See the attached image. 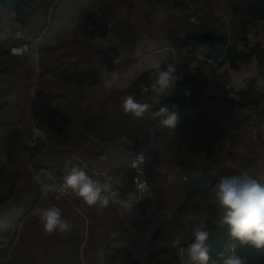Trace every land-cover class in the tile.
Here are the masks:
<instances>
[{"label": "rangeland", "instance_id": "rangeland-1", "mask_svg": "<svg viewBox=\"0 0 264 264\" xmlns=\"http://www.w3.org/2000/svg\"><path fill=\"white\" fill-rule=\"evenodd\" d=\"M155 1L152 0L150 3L148 0H55L52 6L47 9L43 28L36 26V31L40 28L39 37L34 40L28 31L23 32L27 38L32 40L29 54L19 56L21 60L25 61L31 74L30 92L23 95L21 91L15 90L9 96L10 100L19 99L21 104L19 106L13 104L10 107L9 122L0 132V170L6 176L17 173L19 185L23 181L30 182V193H27V196L32 194L34 198L29 203L24 202L23 206H27L26 209L20 210V216H25L18 224L9 225L0 221V241L2 243L0 245V264H133V260L137 261L134 264H148L152 255L161 246L179 247L187 242V233L193 236L195 228L205 225L203 216H192L182 220L187 228L186 231L178 229L177 225L164 230L161 228V224L171 217V213L169 210L156 212L148 208L146 199L141 203L142 213L138 215L135 212L136 204L133 205L132 211L125 210L121 206L120 201L124 199L120 196L110 200L109 205L112 207L100 208L97 205L88 206L72 192L67 196L57 198L55 192L49 190V188L54 190L55 185L63 184L64 176L73 166L85 168L87 174L93 179H95L96 173H108L114 177L117 186L121 187L125 176L131 169L130 164L133 159L125 146H120L111 156L100 158L95 156L89 158L88 147L80 151L60 148L55 153L52 151L55 142L48 134L49 126L60 117L74 115L77 108L89 110L92 114L103 117L111 127L119 126L115 121H112L114 118L112 114L116 112L122 118L124 116L123 119L126 120L122 100L132 81L138 75L151 69L154 59L163 63L172 57L177 58L167 42L168 34L171 31L183 35L188 29L197 28L206 21L215 27H226L227 33L237 32L239 35L242 21H245L246 27L243 26V28L246 29L251 46L261 45L264 53V21L258 20L256 14L245 13L252 5H262V0H209L208 5L211 10L202 13L193 8L194 15L189 20L184 19L172 4L163 7L161 3L157 4ZM167 1L171 3V0ZM180 1L189 5L194 3L200 9L207 2V0ZM94 3L96 5L92 6L91 10L104 3L114 6L117 13L107 27L108 38L98 37L94 41L98 48L87 44L83 46L81 42L78 45L75 33H73L83 12ZM7 20L5 21L8 23ZM5 23L4 26L7 25ZM38 24L42 25V21ZM9 25V29L5 27L4 30H7L8 37L14 36L17 29L18 31L20 29L13 20H10ZM233 36L237 38L236 34ZM241 51L248 52L243 47ZM116 52L119 55L116 61L117 68L114 72H109L104 69L102 59L105 54L112 56ZM67 53L75 54L74 57L68 56L69 58H75L78 54L82 55L79 58L81 60L79 66H81L80 63H83L87 68L92 64L90 67L94 66L100 69L97 82L94 83L92 80L85 81L83 84L75 81L68 82L62 73L71 72L76 64L74 60L67 62L62 57V55H68ZM203 62L204 59L199 57L196 64ZM212 74L220 76L221 78L216 77L217 80L226 84L227 87H231L229 86L231 81H228L227 78L241 84L245 80L243 78L256 77L260 90H263L264 54L259 57L254 56L251 62L242 65L239 71L229 70V64L218 70L215 65L205 67V72L200 79L205 84L208 81L209 92L214 90L216 85L221 84L215 82L216 78L212 81ZM176 87L177 82L172 92L169 90L166 95L174 94ZM114 89L117 91L120 89L124 95L121 93L110 94ZM142 98L143 103L152 106L149 111L157 106V98ZM108 99H110L109 102ZM203 101L206 107L211 105L208 96H205ZM201 104L200 100H190L186 104L185 114L195 117V114L200 113ZM256 112L260 114L264 112V105ZM216 114L215 111L207 113L209 122L206 125V131L215 136L224 135V139L227 136L224 150H221L219 144H214L220 153L222 159L220 162L229 166L231 170L247 172L253 178L256 175V177H261L264 166V149H260L259 146L255 156L249 151H237L230 154L227 146L230 135L225 133L227 131L225 126L228 125V128L232 126L231 128H236L239 132L233 141L235 146L232 151H235L244 145L245 140H250L252 145H256L258 142L261 144L262 125L258 126V122L262 124V121L258 118L254 122L248 121L253 126L241 133L239 128L242 127L239 120L242 116L234 115L236 122L228 119L224 121L218 117L223 121L218 122V119L215 118ZM254 114L256 113L254 112ZM153 127H157L162 132L165 131L160 128L156 119H151L146 126L147 129ZM123 132L119 129L117 131L119 135L114 139L124 145L129 141L128 131L124 130ZM36 143H39L42 148L40 154L42 158H37L43 159V166L39 168L32 163V153L30 154L31 147ZM231 143L229 141V144ZM250 148L253 147L250 146ZM151 150L164 158H172L174 155L166 143L165 137H161V135ZM85 151L88 156L83 154ZM255 157L257 158L254 163H249ZM36 161L40 162L39 159ZM160 172L165 174L166 170H160ZM30 179L33 183L29 181ZM168 179L173 180L174 175L169 174ZM183 180L185 181L186 178L184 177ZM148 191L147 182L146 195ZM164 197H167V194ZM53 206L59 208L62 217L74 225L70 233L62 234L57 231L49 234L44 231L38 217V210ZM159 228L162 230L159 231ZM6 229L10 232L1 238L2 231ZM157 231L162 234L154 239ZM108 245H111L112 248L108 249ZM117 246L128 249L131 256L128 259L127 255L122 253L115 263H111L109 253ZM181 253V264L190 263L191 259L185 249L181 250Z\"/></svg>", "mask_w": 264, "mask_h": 264}, {"label": "trees", "instance_id": "trees-1", "mask_svg": "<svg viewBox=\"0 0 264 264\" xmlns=\"http://www.w3.org/2000/svg\"><path fill=\"white\" fill-rule=\"evenodd\" d=\"M54 1L0 0V7L13 13L19 24V31H28L32 39L35 40L41 33L39 30L43 26L47 9L52 6ZM208 1L202 9L194 3L189 5L180 0H171V3L170 1L166 2V0H156L155 3H161L163 7L172 4L173 8L184 19L189 20L193 18V8L202 13L211 10ZM148 2L152 3V0H148ZM262 2L263 4L260 6H250L245 13L248 15L250 13L256 14V18L263 21L264 0ZM91 8H87L83 12L82 17L75 26L74 36L78 45L81 42L83 46L87 44L93 47V45L96 46L94 41L98 37L108 38L107 27L109 22L117 15L114 6L110 4L102 3L97 8L95 7L92 10ZM40 21H42V25L38 24ZM245 25L246 22L242 21L239 35L237 32H232L237 35V38L232 33H227L226 27H215L206 21L197 28L188 29L183 35L171 31L168 34L167 42L177 58L172 57L161 63V65L162 67H166L168 64L175 65L177 69L175 75L179 78L175 93L157 98V106L152 111L146 112L142 118H134L132 115L126 114L125 120L123 119L124 116L122 118V116L113 112L114 118L112 121L119 125L115 127L108 125L103 117L92 114L89 110L77 108L74 115L60 117L49 126L48 134L51 140L55 142L52 151L56 153L60 148L80 151L88 147V150H90L89 158L93 156L100 158L111 156L120 146H125L133 158L139 154L148 156L150 160L146 164V170L143 174V178L147 180L149 185V191L145 198L146 205L156 212L169 210L171 213V217L162 222L161 228L168 230L177 225L178 229L186 231L187 228L182 220L192 216H203L205 219L203 227L207 228L212 235H217L220 228L217 222L219 210L212 188L222 177L238 175L242 172L231 170L220 162L222 159L214 144H219L221 150H224L227 136L224 139V135L215 136L206 131L209 119L203 114H198L195 117L188 116L185 114V107L190 100H200L202 97L207 84L203 83L200 78L205 72V67L215 65L218 70L229 64V70L239 71L241 65L249 64L254 56H263L261 45L251 46ZM36 26H40L37 31ZM243 26L245 27L243 28ZM28 40L30 46L32 40L30 38ZM22 44V41L15 39V35L0 41V132L9 122L10 107L13 104L16 106L21 104L19 99L10 100L9 96L15 90L17 92L21 91L23 95L30 92L31 74L26 63L11 54V48ZM242 47L247 49L248 52H242ZM97 51L99 52L98 49ZM67 54H65L66 56L62 55V57L67 62L74 60L76 64L71 72L62 73L68 82L75 81L79 84L89 80L94 83L97 82L100 69L94 66L90 67L91 62H89L91 65L87 68L84 67L83 63H80L81 66H79L81 61L79 58L82 55L78 54L75 58H69L68 56L74 57L75 54ZM108 56L105 54L102 59L103 67L109 72H114L117 68L116 61L119 55L116 52L115 55ZM199 57H202L204 62L196 64ZM214 74H212V80L216 77L221 78ZM155 78L156 73L152 68L138 75L127 89L125 98L128 95H133L140 103H143L142 97L144 99L153 98L142 95L141 90ZM185 90L189 91L191 95L185 96ZM236 96L241 101L239 104L241 108L256 111L264 105V93L258 90V80L255 78L250 79L246 89L236 93ZM227 101L232 102L231 99H227ZM163 106L170 108L175 106L174 110L179 112L180 120L176 129H165L163 132L157 127L147 129L146 126L151 119H154L151 113ZM256 116L262 122L264 121V112H261V114L256 112ZM116 128L117 131L120 129L122 133H124V130L128 131V143L123 145L122 142L115 141L114 138L119 135ZM160 135L165 137L170 150L174 152L172 158H164L159 153H154L151 150ZM87 151L83 153L85 156H88ZM31 153L32 163L35 164V167H42L43 159L40 156L42 148H40L39 143L31 147ZM36 159H39L40 162L37 163ZM48 168L50 169V167ZM160 170H166V173L162 174ZM169 174L174 175L173 180L168 179ZM17 176V173L6 176L0 170V221L9 225L18 224L23 219L25 215L20 216V210L26 209L27 205L23 206L24 202L29 203L34 198L32 194L27 196V193H30V182L23 181L19 185ZM136 176H138L136 170L129 169V173L125 176L121 187L117 186L115 180L114 186L120 188V198L127 199L130 195L136 197V191L133 187V180ZM184 177L186 178L185 181L183 180ZM29 181L32 182V179ZM165 194H167V197H164ZM108 206L109 208L112 207L111 205ZM111 209L119 211L115 208ZM161 228L158 230H162ZM159 231L156 232L154 239L162 234ZM9 232L7 229L2 231L1 238H4ZM188 234H186L187 242L179 247L161 246L152 255V259L148 264H181V250L185 249L188 255L187 246L193 239V236ZM108 247V249L112 248L111 245H108ZM236 252L246 259V264H264V249L257 250L248 245L240 246L237 244ZM122 253L126 254L128 259L131 256L128 249L114 247L112 252L109 253L111 263H115ZM132 263H137V261L133 260ZM187 264H195V262ZM209 264H220L217 256L212 252L210 253Z\"/></svg>", "mask_w": 264, "mask_h": 264}, {"label": "clouds", "instance_id": "clouds-1", "mask_svg": "<svg viewBox=\"0 0 264 264\" xmlns=\"http://www.w3.org/2000/svg\"><path fill=\"white\" fill-rule=\"evenodd\" d=\"M151 68L156 73V79L151 90L157 95L173 90L179 78L176 67L168 64L162 67L160 60L154 59ZM185 96L191 93L187 90ZM151 105L140 103L133 95H128L122 100V108L126 114L134 118H142L151 109ZM168 106L160 107L151 113L158 121L160 128L175 130L179 120V112ZM144 157L136 156L133 167L143 165ZM63 186L81 198L88 206L97 205L100 208L110 203V198L115 195L111 192L108 182H101L89 176L85 168L73 166L63 178ZM116 187V186H115ZM117 188V187H116ZM49 190H51L49 188ZM217 202V222L219 230L227 233L221 251L217 254L220 264H246V259L236 252V245L251 246L257 250L264 249V182H261L247 172L238 175L222 177L212 188ZM125 210L132 211L133 205L138 203L134 196L120 201ZM38 217L46 233L60 232L68 234L74 225L62 217L59 208L53 206L38 210ZM219 235L212 233L205 227L193 230V239L187 246L189 258L195 264H209L210 253L213 250V241ZM231 248V251H229Z\"/></svg>", "mask_w": 264, "mask_h": 264}, {"label": "crops", "instance_id": "crops-1", "mask_svg": "<svg viewBox=\"0 0 264 264\" xmlns=\"http://www.w3.org/2000/svg\"><path fill=\"white\" fill-rule=\"evenodd\" d=\"M94 5H96V3L89 6V8L94 6ZM5 20H7L8 23ZM10 20H13L15 22V24H17V26H19L15 15L13 13L6 11L2 7H0V41H2L3 39L8 37V32L6 29L4 30V28L5 27L8 28L10 26L9 25ZM4 23L7 25L4 26ZM17 31H18V29H17ZM74 32H75V29H74L73 33ZM55 44H58V43H55ZM242 65H244V64H242ZM245 65H247V64H245ZM240 69H241V67H240ZM252 78L257 79L256 77H248L247 79L243 78L245 80H243V83H241V84H238V83L232 81L231 78H227V80L231 81V83H232V84L230 83V85H229L231 87H227L226 84L221 83V81L215 80V82H220L221 84L216 85V87H214V90H211L210 92L208 90V81H207L206 92L202 95V97L200 99V101H202V104L200 105V109H199L200 113H197V115L203 114L207 117L208 116L207 113L209 111H215L217 113L215 118L218 119V122H223L222 120L225 121V119L233 121L234 115H237L240 117L242 116L239 120L242 128L241 129L239 128V131L242 133L245 131V129L252 127L253 125L249 124L248 121H251V120L253 122L257 121V116H256V114H254V112L256 113V111H251L248 108H241L239 106L241 101L236 96V93L246 89L247 83ZM212 83H214V82H212ZM216 90H217V92H216ZM258 90L260 92L264 93V89L260 90L259 86H258ZM121 92L122 91L120 89L118 91H117V89H114L113 92H111L110 94L114 93V95H115V94H117V93L119 94ZM219 93H221V94L219 95ZM205 96H208V100L211 101V105H209L207 107L203 101ZM227 99H231L232 102H228ZM109 101H110V99H108V102ZM186 107H187V105H186ZM186 107H185V110H186ZM195 116H196V114H195ZM191 117H194V115H192ZM218 117H220L222 120H220ZM211 118H214V117H211ZM234 121L236 122V119ZM259 125H262V130L260 131V135L262 136L261 144H260V142H258V144L252 145V142L250 140H245V142L243 143L244 145L242 147L240 146L239 149H237L235 151H232V149L234 150V146H235L233 144V141L236 139V135L239 132L237 131L236 128H231L232 126L231 127L229 126V128H228V125L225 126V128H226L225 130H227V131H225V133H229V135H230L228 142H227V146H228V149L230 150V154H233V152H237V151H239V152L249 151L250 153H252L255 156L258 149H259V146H260V149H262V148L264 149V121L262 122V124L260 122H258V126ZM235 132H237V133H235ZM229 141L232 143L229 144ZM250 146H252L253 148H250ZM257 157H255V159H251L252 161L250 160L249 163H252V162L254 163V160H256ZM227 167L230 168L229 166H227ZM263 168H264V166H263ZM263 168H262L263 175H261V177L260 176L256 177L257 175L254 177L255 179H257L261 182H264V169ZM189 262H193V261L189 260Z\"/></svg>", "mask_w": 264, "mask_h": 264}, {"label": "built area", "instance_id": "built-area-1", "mask_svg": "<svg viewBox=\"0 0 264 264\" xmlns=\"http://www.w3.org/2000/svg\"><path fill=\"white\" fill-rule=\"evenodd\" d=\"M15 39L22 41L23 44L21 46H18V47L14 46L13 48H11V54L15 57L27 56L29 54V40L24 35L23 31H16L15 32ZM155 79L152 82H150L148 85H146L142 88V90H141L142 95L151 96L153 98H160V97L166 96V93L162 94V95H157L156 93H154L151 90V86L154 83ZM141 155L144 157L143 165H140L139 167H133V162L136 160V157L133 158V160L131 161V164H130V168L132 170H136V172L138 173V176H136L133 180V187L136 191V197L135 198H136V202H138V203H136L137 208H136L135 212L138 215L142 213L141 203L144 202L146 190H147V182H146V179L143 178L144 172L141 171V167H143V166L146 167V164L149 161V158L144 154H139L137 156H141ZM95 179H99V180H101V182L106 181L109 183L111 192L115 193V195L112 196L110 198V200L117 199L120 196V189H118L114 186L115 179L112 175H110L108 173H104V172L103 173H96ZM50 191L55 192L57 198L67 196L71 192L70 190L66 191L64 189L63 184L55 185V189L54 190L51 189ZM230 251H231V249H230Z\"/></svg>", "mask_w": 264, "mask_h": 264}, {"label": "water", "instance_id": "water-1", "mask_svg": "<svg viewBox=\"0 0 264 264\" xmlns=\"http://www.w3.org/2000/svg\"><path fill=\"white\" fill-rule=\"evenodd\" d=\"M145 170H146L145 166L141 167L142 172H145ZM217 235H219V239L213 241V250H212V254H214L215 256H217V254L221 251L224 241L227 238V233L222 230H219ZM230 249L231 248H229V251Z\"/></svg>", "mask_w": 264, "mask_h": 264}]
</instances>
